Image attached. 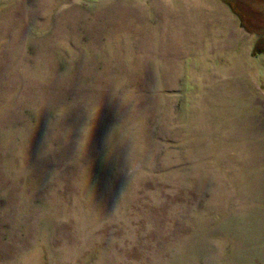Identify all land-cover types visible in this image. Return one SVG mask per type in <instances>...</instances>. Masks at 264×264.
I'll return each mask as SVG.
<instances>
[{
    "label": "rangeland",
    "instance_id": "374dc122",
    "mask_svg": "<svg viewBox=\"0 0 264 264\" xmlns=\"http://www.w3.org/2000/svg\"><path fill=\"white\" fill-rule=\"evenodd\" d=\"M0 264H264V0H0Z\"/></svg>",
    "mask_w": 264,
    "mask_h": 264
}]
</instances>
